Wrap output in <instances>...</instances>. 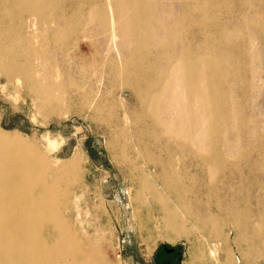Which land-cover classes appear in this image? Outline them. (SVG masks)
Masks as SVG:
<instances>
[{"label": "rangeland", "instance_id": "rangeland-1", "mask_svg": "<svg viewBox=\"0 0 264 264\" xmlns=\"http://www.w3.org/2000/svg\"><path fill=\"white\" fill-rule=\"evenodd\" d=\"M104 1L60 0L56 13L72 18L66 29H74L67 44L50 42L51 20L12 16L28 39L36 78L60 89L44 104L20 80L0 75V129L31 140L57 168L74 160L65 216L108 264H161L168 248L180 250L175 264H262L243 252L256 244L252 228L264 210V0H141L148 40L119 30L115 49L95 18ZM175 60L201 66L209 97L211 118L193 124V143L165 132L175 119L182 129L181 107L191 99L172 73ZM130 82L138 83L136 93ZM146 97L162 121L155 122ZM145 153L156 162L145 163ZM141 172L158 174L154 183L184 234L167 229L146 192L137 195ZM175 194L206 219L186 216ZM240 211L248 214L237 222L240 229L248 223L247 233L241 230L247 243L233 223ZM212 215L222 223L218 235Z\"/></svg>", "mask_w": 264, "mask_h": 264}, {"label": "bare ground", "instance_id": "bare-ground-1", "mask_svg": "<svg viewBox=\"0 0 264 264\" xmlns=\"http://www.w3.org/2000/svg\"><path fill=\"white\" fill-rule=\"evenodd\" d=\"M140 1L105 0L101 9L96 6L95 18L98 29L107 26L108 33L105 34V39L110 43V48L115 49L117 35H120L119 30L148 40L145 21L147 13L143 11L144 5ZM59 3L60 0H0V14L9 18L7 22L0 19V75L8 80L14 78L20 80L23 86L44 104L55 99L56 96H51L50 92L58 89L60 85H46L36 78L29 60L28 39L21 32L18 23L15 28L12 27V16L27 13L40 17L43 21L51 20L54 27L47 33L48 39L54 44H67L69 36L74 32V29H66L72 24V18L68 23L63 12L56 13ZM46 12L48 16H45ZM81 37L86 39L84 34ZM21 56L25 58L24 62L19 61ZM175 61L172 73L176 77V82L184 88L191 99L190 104L182 103L183 114L179 119L182 129L175 127L177 124L175 119L171 129L167 128L165 132L184 137L193 143L190 139L193 124L200 116L207 120L211 118L208 109L209 97L201 83L203 77L201 66L196 71L188 60ZM137 85L138 83L130 82L129 86L133 93L137 92ZM195 98L200 101L199 106H195ZM177 99L175 96L174 100ZM183 100L181 96L179 102ZM143 103L147 105L155 122L163 120L158 116V111L152 112L153 98L146 97ZM162 124H165V121ZM47 154L31 140L15 132L9 134L0 129V264H108L100 255L98 248L90 242L91 239L84 240L83 235L78 233L65 216V212L69 210L72 187L78 173L74 160L62 162L57 168L55 161ZM145 154V163L156 162ZM157 175L139 173L136 177L137 195L146 192L152 202L159 204L167 229L178 236L184 234L185 229L179 224L174 209L169 208L167 202L162 200L163 197L157 187L159 182L154 183V178L160 179ZM163 180L167 183V178ZM180 198L186 216L194 217L196 221L206 219L195 215L191 208L193 201L183 198L181 194H175V200ZM258 213L260 216L252 228L256 244L251 253L244 251L243 256L248 258L252 254L260 258L264 264V215H262L264 210ZM239 218H248L247 212L240 211L233 215L237 236L239 233L238 237L247 243L248 236L242 235L241 230L247 233L248 223H244V229H240V225L237 224ZM209 220L218 222L219 225L216 224L212 228L218 235L222 223L215 215L210 216ZM209 252L213 260L217 261L218 255Z\"/></svg>", "mask_w": 264, "mask_h": 264}, {"label": "flooded vegetation", "instance_id": "flooded-vegetation-1", "mask_svg": "<svg viewBox=\"0 0 264 264\" xmlns=\"http://www.w3.org/2000/svg\"><path fill=\"white\" fill-rule=\"evenodd\" d=\"M166 253L168 257L166 260H163L161 264H175V259L179 256L178 251L176 249L168 248L166 249Z\"/></svg>", "mask_w": 264, "mask_h": 264}, {"label": "water", "instance_id": "water-1", "mask_svg": "<svg viewBox=\"0 0 264 264\" xmlns=\"http://www.w3.org/2000/svg\"><path fill=\"white\" fill-rule=\"evenodd\" d=\"M173 250V249H172ZM180 253V250H178V254Z\"/></svg>", "mask_w": 264, "mask_h": 264}]
</instances>
